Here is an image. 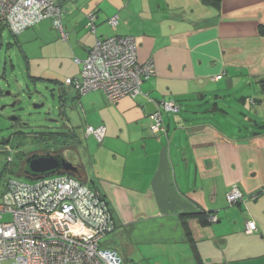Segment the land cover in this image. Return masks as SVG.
Here are the masks:
<instances>
[{
  "label": "crops",
  "instance_id": "crops-1",
  "mask_svg": "<svg viewBox=\"0 0 264 264\" xmlns=\"http://www.w3.org/2000/svg\"><path fill=\"white\" fill-rule=\"evenodd\" d=\"M59 2L66 38L51 19L17 37L31 82L55 86L59 114L77 136L86 162L77 175L108 202L116 228L103 247L132 264H264V0ZM5 30L12 33L1 23ZM113 35L133 36L139 61L154 60L143 94L110 103L102 91L65 85L80 75L74 58ZM163 100L178 109L163 110L165 130L152 133ZM89 125L106 126L102 142L87 135ZM232 189L243 203L228 202Z\"/></svg>",
  "mask_w": 264,
  "mask_h": 264
},
{
  "label": "built area",
  "instance_id": "built-area-1",
  "mask_svg": "<svg viewBox=\"0 0 264 264\" xmlns=\"http://www.w3.org/2000/svg\"><path fill=\"white\" fill-rule=\"evenodd\" d=\"M64 9L59 0H0V24L18 36L46 19L53 21L62 37ZM112 28L118 17L108 20ZM87 28L96 32V15L90 13ZM133 36L113 35L98 38L81 64L80 75L65 80V85L81 94L102 91L110 103L143 94V84L156 76L153 59L140 62ZM150 125L152 133L165 130L162 111H175L173 101L163 100ZM87 135L102 142L106 126H88ZM12 156L8 155L11 162ZM253 199L257 195L252 196ZM231 205L245 201L239 189L227 193ZM10 215L11 220L4 219ZM214 223L216 215H210ZM246 232L257 229L248 220ZM116 223L104 195L95 187L65 173L40 178L33 183L9 179L0 183V264H132L125 263L116 250L102 241L114 232Z\"/></svg>",
  "mask_w": 264,
  "mask_h": 264
},
{
  "label": "rangeland",
  "instance_id": "rangeland-1",
  "mask_svg": "<svg viewBox=\"0 0 264 264\" xmlns=\"http://www.w3.org/2000/svg\"><path fill=\"white\" fill-rule=\"evenodd\" d=\"M18 37L5 30L0 35V88H6V83H10L11 87L17 91L26 90V86L31 90V99H23L15 109L20 120L23 122L25 134L15 133V127L10 119L0 115V183L1 189L5 183L11 179H19L25 182L33 183L36 180L27 178L26 176L18 175V156L20 154L33 153H53L58 151L60 155H65L75 165L86 164L84 153L79 146L77 147L74 139L66 141L58 140L56 135L52 142H38L33 138V132L40 131H64L63 128L58 129L65 122L62 120V115L59 114L58 96L55 95V86L44 82H31L29 73L27 72L28 65L22 55L23 46ZM35 68V66H33ZM9 99L0 98V110L5 102ZM39 101L45 102V106L41 109H35L34 103ZM71 107H67L68 113ZM12 112L8 109L6 113ZM79 112V111H78ZM80 113V112H79ZM78 115V114H77ZM82 115V114H81ZM80 117V116H79ZM77 124L81 123V118L75 120ZM39 135V134H38ZM59 137V136H58ZM81 136H79L80 138ZM47 138V137H46ZM8 155L14 157L15 162L8 161ZM4 219L11 220L10 215H5ZM209 221L213 223L210 220Z\"/></svg>",
  "mask_w": 264,
  "mask_h": 264
},
{
  "label": "water",
  "instance_id": "water-1",
  "mask_svg": "<svg viewBox=\"0 0 264 264\" xmlns=\"http://www.w3.org/2000/svg\"><path fill=\"white\" fill-rule=\"evenodd\" d=\"M60 1V0H59ZM17 97V95H15ZM23 98L31 99L32 96L22 94ZM17 101H13L10 107H15ZM22 101V100H19ZM20 103V102H19ZM45 106V102H37L33 104L35 109H41ZM4 106L1 108L3 109ZM60 110V107H59ZM18 117L13 115L11 120L15 121ZM23 172L26 176L32 179H40L50 177L60 173H75L79 172L78 167L67 158V152L65 155L59 153L47 152V153H33L26 157L24 162Z\"/></svg>",
  "mask_w": 264,
  "mask_h": 264
},
{
  "label": "trees",
  "instance_id": "trees-1",
  "mask_svg": "<svg viewBox=\"0 0 264 264\" xmlns=\"http://www.w3.org/2000/svg\"><path fill=\"white\" fill-rule=\"evenodd\" d=\"M205 2H210V3H213L214 2V0H205ZM77 93L78 94H81L80 92H78L77 91ZM60 128H63L62 130H64V131H40V132H33V133H31V134H33L32 136H33V138L35 139V140H37L38 142H40V141H44V142H52L55 138L53 137L54 135H56V137H57V139L58 140H60V139H62V140H64V141H66L67 139L69 140V139H71V138H77V136H72L71 135V131H68L67 129H66V123L64 124V125H62L61 127H59L58 129H60ZM61 130V129H60ZM21 131V132H20ZM18 132H20L21 134H25L26 132L24 131V127L22 128V129H20ZM39 134V135H38ZM27 135V133L25 134V135H23V136H26ZM59 136V137H58ZM47 137V138H46ZM56 153H59L58 151H55ZM47 153V152H46ZM26 157H27V154H20L19 156H18V162H19V164H17V166H18V171H17V173H18V175H21L20 173H22V176H26L25 174H24V172H23V169H24V162H25V159H26ZM15 162V160H14V157H13V160L10 162V163H14ZM80 172V171H79ZM60 174H65V173H60ZM68 174H71V175H73V176H75V177H77V178H79L80 179V175H77V174H75V173H68ZM27 178H30V177H28V176H26ZM32 179V178H31ZM34 180H38V179H34ZM80 180H82V179H80ZM82 181H84V180H82ZM210 217V216H209Z\"/></svg>",
  "mask_w": 264,
  "mask_h": 264
},
{
  "label": "flooded vegetation",
  "instance_id": "flooded-vegetation-1",
  "mask_svg": "<svg viewBox=\"0 0 264 264\" xmlns=\"http://www.w3.org/2000/svg\"><path fill=\"white\" fill-rule=\"evenodd\" d=\"M22 94L28 95L27 93L15 92V90L13 88L9 87V84H8V87L7 88H0V98H2V99H9L8 101L5 102L4 108L0 110V115L1 116H5L6 118H8L10 120H11V117L13 115H16L18 117V119L15 120V121L11 120L12 125L15 127V133H17V134H19L21 131L20 132H18V131L25 126L23 124V122L20 120L17 112L15 111V109L17 108L19 102H21L19 100L25 99V98H23ZM15 95H17V97ZM16 100H18L17 101V105L15 107H13V108L10 107V105L12 104V102L13 101H16ZM8 109H11L12 112L6 113V111Z\"/></svg>",
  "mask_w": 264,
  "mask_h": 264
}]
</instances>
